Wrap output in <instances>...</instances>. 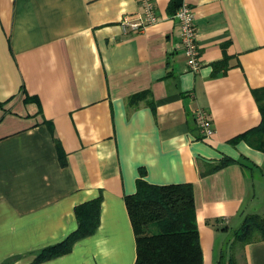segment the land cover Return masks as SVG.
<instances>
[{
    "label": "crops",
    "instance_id": "crops-1",
    "mask_svg": "<svg viewBox=\"0 0 264 264\" xmlns=\"http://www.w3.org/2000/svg\"><path fill=\"white\" fill-rule=\"evenodd\" d=\"M152 1L157 21L126 32L120 20L142 0H0V264H135L124 197L138 178L192 185L202 264H264V239L232 234L223 249L255 213L247 170L264 176L253 95L264 86V0H187L197 71L186 68L178 1ZM199 107L214 127L206 139ZM96 198L94 232L37 261Z\"/></svg>",
    "mask_w": 264,
    "mask_h": 264
},
{
    "label": "trees",
    "instance_id": "trees-1",
    "mask_svg": "<svg viewBox=\"0 0 264 264\" xmlns=\"http://www.w3.org/2000/svg\"><path fill=\"white\" fill-rule=\"evenodd\" d=\"M171 1L172 5L178 1L177 9L182 0ZM222 64L221 61L215 65ZM253 95L261 115L255 132L257 145L264 149V86L254 89ZM229 161L223 158L213 169ZM124 201L135 236V264H202L190 183L161 185L138 178L135 192L126 195ZM99 210L100 198L77 205L74 209L77 229L63 241L42 249L36 260L65 253L76 239L94 232L99 221ZM233 236L234 244L240 245L264 239V217L256 214L246 216L240 227L233 231Z\"/></svg>",
    "mask_w": 264,
    "mask_h": 264
},
{
    "label": "built area",
    "instance_id": "built-area-1",
    "mask_svg": "<svg viewBox=\"0 0 264 264\" xmlns=\"http://www.w3.org/2000/svg\"><path fill=\"white\" fill-rule=\"evenodd\" d=\"M142 11L133 17H122L120 26L123 31L139 32L147 25L157 21L154 3L152 0H142ZM179 26V37L185 54V64L188 70L197 71L201 66L199 59V45L197 42V28L193 7L187 0H182L174 13ZM194 121L202 138H209L213 131V123L209 118L208 111L199 107L194 111Z\"/></svg>",
    "mask_w": 264,
    "mask_h": 264
},
{
    "label": "rangeland",
    "instance_id": "rangeland-1",
    "mask_svg": "<svg viewBox=\"0 0 264 264\" xmlns=\"http://www.w3.org/2000/svg\"><path fill=\"white\" fill-rule=\"evenodd\" d=\"M247 174L249 176L250 185H249V197L247 198L250 202V206H252L255 213L259 217H264V176L258 175L256 173H251L250 171H247ZM250 214H247L244 216H248ZM244 220V219H243ZM231 233L226 234L224 241H223V249H228V239L232 235Z\"/></svg>",
    "mask_w": 264,
    "mask_h": 264
}]
</instances>
